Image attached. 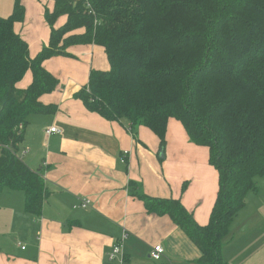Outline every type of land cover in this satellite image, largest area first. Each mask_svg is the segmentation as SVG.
Returning <instances> with one entry per match:
<instances>
[{
	"label": "trees",
	"instance_id": "trees-1",
	"mask_svg": "<svg viewBox=\"0 0 264 264\" xmlns=\"http://www.w3.org/2000/svg\"><path fill=\"white\" fill-rule=\"evenodd\" d=\"M52 1L43 14L48 42L32 57L14 30L24 20L22 0L0 16V192L23 191L25 210L41 214L44 179L17 152L28 116L57 111L40 100L59 84L43 62L94 44L108 68L92 67L73 96L108 120L147 127L162 148L171 117L190 142L208 148L218 189L205 224L179 198L135 194L188 236L199 264H232L222 256L224 238L264 175V0ZM28 70L30 82L18 87Z\"/></svg>",
	"mask_w": 264,
	"mask_h": 264
},
{
	"label": "crops",
	"instance_id": "crops-1",
	"mask_svg": "<svg viewBox=\"0 0 264 264\" xmlns=\"http://www.w3.org/2000/svg\"><path fill=\"white\" fill-rule=\"evenodd\" d=\"M52 3L46 0L44 6ZM13 4L0 0V16H8ZM32 4L24 5V20L15 22L14 30L34 56L47 44L49 27L43 5L37 3L35 18L28 16ZM97 48L103 51L94 44L75 45L69 48L75 57L52 56L43 62L59 84L40 100L55 103L57 111L47 114L51 117L28 116L19 157L40 172L47 191L40 215L25 210L23 191L0 192V264H199L200 252L188 236L167 215L147 210L135 193L179 198L194 220L205 224L218 189L208 148L190 142L184 128L170 121L173 117L162 148L157 137L147 135V127L88 110L73 94L86 83ZM24 78L30 82L29 70ZM49 127L60 131L47 133ZM122 150L129 151L125 164L119 160ZM81 197L90 200L89 206L74 207ZM242 209L224 238L222 256L232 264H264V218ZM120 240L122 262L108 258ZM155 244L163 247L159 260L150 256Z\"/></svg>",
	"mask_w": 264,
	"mask_h": 264
},
{
	"label": "rangeland",
	"instance_id": "rangeland-1",
	"mask_svg": "<svg viewBox=\"0 0 264 264\" xmlns=\"http://www.w3.org/2000/svg\"><path fill=\"white\" fill-rule=\"evenodd\" d=\"M27 1L29 2V0H26V1L23 0L22 1L23 4L25 3L24 4L25 7H26ZM45 2H46V0H33V4L30 5V8H29L30 10L28 12V16L29 17L30 16H33V18H35V13H36L35 7L37 9V3L39 5H41V7H42V5L43 6L45 5ZM36 34H37V30L34 31V35H36ZM29 54H30V52H29ZM30 56H31V54H30ZM53 61L54 60H52L51 63ZM88 62L90 64V59H88ZM92 63H93V67H95V68H100V69H107L108 68V63H107V60H106V56H105L104 52L100 48H97V50L95 51V55H94V59H93ZM56 68H58L57 70L59 71L60 66H57ZM64 70H66V68H64ZM84 79H85V77H84ZM19 83H21V85L22 84H26V85H24L22 87H26L28 85V83H27V81L25 80L24 77L19 81ZM33 116H36V117H38V116L51 117L49 115H44V114H41V115H33ZM171 119L172 120H170V121H173L175 123H178L180 125L179 127H181L183 129L182 124L178 120H176L174 118H171ZM147 129L148 128L145 129V131L148 132L147 135H153V137L156 138V136L152 132H150V130H147ZM134 131H136V130H134ZM144 142H145L146 146H148V139L145 138ZM21 152H22V143L20 144L19 151L17 152L19 156L21 155ZM155 154H156V151H155ZM256 183H257L258 189L256 191L250 190L247 193V195L245 197L246 207L242 209V211H243L242 213H244L246 211L247 212H250V213L259 212L261 214L262 218H264V175L263 176L256 177Z\"/></svg>",
	"mask_w": 264,
	"mask_h": 264
},
{
	"label": "built area",
	"instance_id": "built-area-1",
	"mask_svg": "<svg viewBox=\"0 0 264 264\" xmlns=\"http://www.w3.org/2000/svg\"><path fill=\"white\" fill-rule=\"evenodd\" d=\"M60 130L56 127H49L46 132L47 133H54L59 132ZM128 150H122L120 155V162L125 164L127 162V156H128ZM90 204V200L88 198H80L79 202L74 205V207L80 206V207H87ZM126 234L124 233L122 236V239L125 238ZM163 254V247L161 244H155L151 248L150 256L153 260H159ZM116 257H119L120 261H123V254H122V240L117 241L111 248V250L108 253L109 259H115Z\"/></svg>",
	"mask_w": 264,
	"mask_h": 264
}]
</instances>
